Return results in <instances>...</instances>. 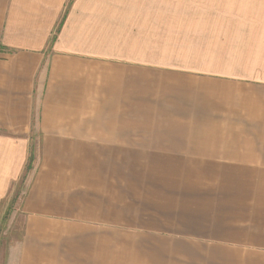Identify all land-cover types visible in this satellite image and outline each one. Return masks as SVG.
Masks as SVG:
<instances>
[{
	"label": "crops",
	"instance_id": "0c3cea01",
	"mask_svg": "<svg viewBox=\"0 0 264 264\" xmlns=\"http://www.w3.org/2000/svg\"><path fill=\"white\" fill-rule=\"evenodd\" d=\"M215 3L0 0L5 264H264V23Z\"/></svg>",
	"mask_w": 264,
	"mask_h": 264
},
{
	"label": "rangeland",
	"instance_id": "374dc122",
	"mask_svg": "<svg viewBox=\"0 0 264 264\" xmlns=\"http://www.w3.org/2000/svg\"><path fill=\"white\" fill-rule=\"evenodd\" d=\"M214 1L216 5H210L212 20L219 15L220 23H264V0H210ZM27 185L15 187L0 213V264H5L10 248L22 239L23 218L18 209Z\"/></svg>",
	"mask_w": 264,
	"mask_h": 264
},
{
	"label": "trees",
	"instance_id": "16d2710c",
	"mask_svg": "<svg viewBox=\"0 0 264 264\" xmlns=\"http://www.w3.org/2000/svg\"><path fill=\"white\" fill-rule=\"evenodd\" d=\"M63 23H61L60 27L58 28V31L60 30L61 26ZM55 39V38H54ZM34 161V157L32 156L30 158V164L28 165V172H30V170L32 169V162Z\"/></svg>",
	"mask_w": 264,
	"mask_h": 264
}]
</instances>
